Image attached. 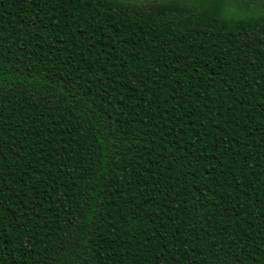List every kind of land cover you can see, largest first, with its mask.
<instances>
[{"label": "trees", "instance_id": "obj_1", "mask_svg": "<svg viewBox=\"0 0 264 264\" xmlns=\"http://www.w3.org/2000/svg\"><path fill=\"white\" fill-rule=\"evenodd\" d=\"M0 264H264V0H0Z\"/></svg>", "mask_w": 264, "mask_h": 264}, {"label": "rangeland", "instance_id": "obj_2", "mask_svg": "<svg viewBox=\"0 0 264 264\" xmlns=\"http://www.w3.org/2000/svg\"><path fill=\"white\" fill-rule=\"evenodd\" d=\"M136 1H143V0H136Z\"/></svg>", "mask_w": 264, "mask_h": 264}, {"label": "snow or ice", "instance_id": "obj_3", "mask_svg": "<svg viewBox=\"0 0 264 264\" xmlns=\"http://www.w3.org/2000/svg\"><path fill=\"white\" fill-rule=\"evenodd\" d=\"M209 2H211V0H209Z\"/></svg>", "mask_w": 264, "mask_h": 264}]
</instances>
